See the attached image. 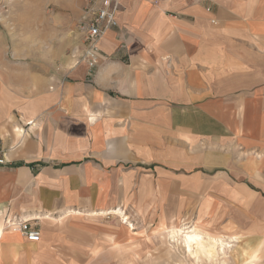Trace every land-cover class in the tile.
I'll list each match as a JSON object with an SVG mask.
<instances>
[{"label":"crops","instance_id":"crops-1","mask_svg":"<svg viewBox=\"0 0 264 264\" xmlns=\"http://www.w3.org/2000/svg\"><path fill=\"white\" fill-rule=\"evenodd\" d=\"M116 20L92 69L11 59L0 30V207L41 235L0 218V264H55L61 213L168 195L170 144L220 179L233 148L264 151V0H119Z\"/></svg>","mask_w":264,"mask_h":264},{"label":"rangeland","instance_id":"rangeland-1","mask_svg":"<svg viewBox=\"0 0 264 264\" xmlns=\"http://www.w3.org/2000/svg\"><path fill=\"white\" fill-rule=\"evenodd\" d=\"M83 17L80 0H0L2 35L23 50L10 52L11 59L77 60ZM233 149L241 160L232 158L220 179L222 169L205 174L194 156L170 144L168 195L155 193L154 179V194L130 197L115 207L121 214L73 211L49 220L56 250L66 252L55 264H264V255H253L264 245V151ZM191 232L200 236L196 244Z\"/></svg>","mask_w":264,"mask_h":264},{"label":"built area","instance_id":"built-area-1","mask_svg":"<svg viewBox=\"0 0 264 264\" xmlns=\"http://www.w3.org/2000/svg\"><path fill=\"white\" fill-rule=\"evenodd\" d=\"M83 3L84 17L81 24L83 48L76 62L84 61L92 69L98 59V41L117 24L116 12L119 0H80ZM5 149L0 143V166L6 163ZM1 230L15 231L26 240L38 242L40 230L32 224V218L21 217L17 213L0 207Z\"/></svg>","mask_w":264,"mask_h":264},{"label":"bare ground","instance_id":"bare-ground-1","mask_svg":"<svg viewBox=\"0 0 264 264\" xmlns=\"http://www.w3.org/2000/svg\"><path fill=\"white\" fill-rule=\"evenodd\" d=\"M118 214V213H117ZM192 231V230H191ZM187 238H189V241H190V243L191 244H196L197 242H198V240L200 239V236L199 235H197V234H195V233H189L188 234V237ZM215 243H218V245H219V248L221 249V250H223V247H224V245L226 244L225 242H224V240H222L221 238H217V239H215ZM214 244V243H213ZM190 245V244H189Z\"/></svg>","mask_w":264,"mask_h":264}]
</instances>
